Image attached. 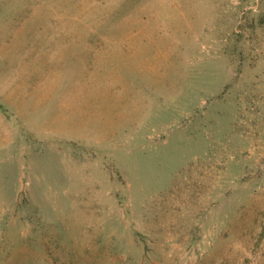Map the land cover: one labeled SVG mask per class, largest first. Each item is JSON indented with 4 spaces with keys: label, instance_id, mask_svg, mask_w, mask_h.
<instances>
[{
    "label": "rangeland",
    "instance_id": "1",
    "mask_svg": "<svg viewBox=\"0 0 264 264\" xmlns=\"http://www.w3.org/2000/svg\"><path fill=\"white\" fill-rule=\"evenodd\" d=\"M1 49L0 264H264V0H0Z\"/></svg>",
    "mask_w": 264,
    "mask_h": 264
},
{
    "label": "crops",
    "instance_id": "2",
    "mask_svg": "<svg viewBox=\"0 0 264 264\" xmlns=\"http://www.w3.org/2000/svg\"><path fill=\"white\" fill-rule=\"evenodd\" d=\"M7 54V50H0V103L6 108L7 113L8 110L15 117H20V104L22 103V94L18 93L20 91L18 85V72L14 69V75L12 76L9 72L6 64L5 56ZM9 76H12L9 78ZM11 80V81H10ZM9 92H14L10 96L7 95ZM20 94V96H19ZM4 100V101H3ZM3 101V102H1ZM6 111H2L0 109V131L2 130V139L11 140V136L13 135L11 129L8 127V120L5 116ZM11 135V136H10ZM2 148V146H0Z\"/></svg>",
    "mask_w": 264,
    "mask_h": 264
},
{
    "label": "trees",
    "instance_id": "3",
    "mask_svg": "<svg viewBox=\"0 0 264 264\" xmlns=\"http://www.w3.org/2000/svg\"><path fill=\"white\" fill-rule=\"evenodd\" d=\"M0 109L2 110V111H5V107L0 103Z\"/></svg>",
    "mask_w": 264,
    "mask_h": 264
}]
</instances>
